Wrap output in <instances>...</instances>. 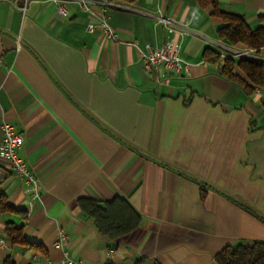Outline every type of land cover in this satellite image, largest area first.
Returning <instances> with one entry per match:
<instances>
[{
  "label": "crops",
  "instance_id": "1",
  "mask_svg": "<svg viewBox=\"0 0 264 264\" xmlns=\"http://www.w3.org/2000/svg\"><path fill=\"white\" fill-rule=\"evenodd\" d=\"M217 2L264 27V0ZM222 26L201 0H0V142L7 121L40 182L34 198L0 156L11 207L0 264H66L64 252L83 264H219L225 247L264 241V83L238 65L235 80L222 73L227 58L264 63V46L233 44ZM170 38L188 72L146 69L141 52ZM116 197L140 216L118 241L79 204ZM9 223L28 243L9 239Z\"/></svg>",
  "mask_w": 264,
  "mask_h": 264
},
{
  "label": "trees",
  "instance_id": "2",
  "mask_svg": "<svg viewBox=\"0 0 264 264\" xmlns=\"http://www.w3.org/2000/svg\"><path fill=\"white\" fill-rule=\"evenodd\" d=\"M133 2L135 0H124ZM202 3H210L214 8V14L223 20L220 33L231 43H242L254 49L264 46V27L251 29L245 18L241 15L224 11L217 0H201ZM205 56L217 61L219 56L213 51L205 50ZM238 65L252 80L254 86L264 83V63L261 60L241 57L238 61L227 58L223 64L222 73L229 79L235 80V66ZM240 82V80H238ZM241 84L250 91L251 88L241 81ZM82 210L92 217L99 232L111 240H120L132 233L139 226V214L130 204L121 197L102 204L96 199H81L79 201ZM6 196L0 192V211L10 210ZM9 239L14 243H28L22 236L21 229L14 228L9 223L6 228ZM219 264H264V241L256 240L251 245L238 244L227 246L216 255ZM2 264H15L11 257H7Z\"/></svg>",
  "mask_w": 264,
  "mask_h": 264
},
{
  "label": "built area",
  "instance_id": "3",
  "mask_svg": "<svg viewBox=\"0 0 264 264\" xmlns=\"http://www.w3.org/2000/svg\"><path fill=\"white\" fill-rule=\"evenodd\" d=\"M58 12L62 15L67 14V10L64 5L57 6ZM97 26L90 24L89 30H94ZM98 27L102 30L107 38L117 41L118 35L116 31L108 24L106 20H103ZM241 55H247V53H240ZM141 60L146 69L152 70L159 66H162L164 70L169 73L182 75L189 70V63L184 60L180 55V46L174 40V38L168 39L161 47L154 48L147 45L146 52H141ZM1 142H0V156L8 161L11 165L14 174L18 178L25 179L29 186V191L33 194V197L40 196V182L34 176L29 169L25 160L19 155V148L23 143V136L16 131L14 125L9 122H4L1 127ZM64 235L62 234L55 242L57 247H62L64 243ZM1 241V239H0ZM66 264H83L81 260L75 261L69 258L64 252Z\"/></svg>",
  "mask_w": 264,
  "mask_h": 264
}]
</instances>
